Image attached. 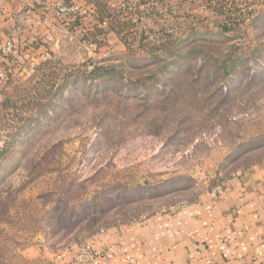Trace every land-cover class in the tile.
<instances>
[{
	"label": "rangeland",
	"instance_id": "1",
	"mask_svg": "<svg viewBox=\"0 0 264 264\" xmlns=\"http://www.w3.org/2000/svg\"><path fill=\"white\" fill-rule=\"evenodd\" d=\"M93 1L99 30L66 26L7 80L0 264H44L264 157V0Z\"/></svg>",
	"mask_w": 264,
	"mask_h": 264
},
{
	"label": "crops",
	"instance_id": "2",
	"mask_svg": "<svg viewBox=\"0 0 264 264\" xmlns=\"http://www.w3.org/2000/svg\"><path fill=\"white\" fill-rule=\"evenodd\" d=\"M94 4L0 0V106L11 71L24 68L28 53L43 52L58 32H68L66 26L74 33L84 31L83 26L99 30L102 18ZM64 6L79 12L61 13ZM105 31L115 37L113 30ZM9 42L14 51L5 55L1 49ZM218 183L224 188L218 196L205 189L173 212L156 211L99 230L91 244L105 253L87 264H264V157ZM77 252L74 243L44 247L38 255L44 264H69Z\"/></svg>",
	"mask_w": 264,
	"mask_h": 264
},
{
	"label": "built area",
	"instance_id": "3",
	"mask_svg": "<svg viewBox=\"0 0 264 264\" xmlns=\"http://www.w3.org/2000/svg\"><path fill=\"white\" fill-rule=\"evenodd\" d=\"M79 12V8H76L75 6H64L62 8H60V12L61 13H75V12ZM2 53L5 55H9L14 51V45L12 44V42H9L5 47H3L1 49ZM212 195L214 196H218L220 194L223 193V186L222 184L218 183L215 184L214 186L207 188ZM187 204V202H183L177 206H173L170 209H163V210H159V211H163V212H173L175 210H178L182 207H184ZM105 253L104 249H95L93 248L92 244H91V240L90 238L85 239L81 242L78 243V252L73 260V262L69 263V264H75V263H79V264H87L93 261H96L99 257L103 256Z\"/></svg>",
	"mask_w": 264,
	"mask_h": 264
},
{
	"label": "trees",
	"instance_id": "4",
	"mask_svg": "<svg viewBox=\"0 0 264 264\" xmlns=\"http://www.w3.org/2000/svg\"><path fill=\"white\" fill-rule=\"evenodd\" d=\"M169 52H171V50L165 49L163 51V55H155L153 56V59L162 60V62H164L165 59H167L166 55H168ZM91 74H92V78L102 79L104 82L113 83V79H116V78H117L116 82L117 81L118 83L120 82V78L118 76L121 75V73L117 71V69L114 66L95 65ZM53 93H58V91L53 92Z\"/></svg>",
	"mask_w": 264,
	"mask_h": 264
}]
</instances>
